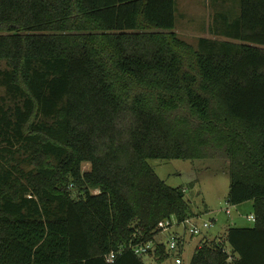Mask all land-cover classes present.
Masks as SVG:
<instances>
[{"label": "trees", "instance_id": "16d2710c", "mask_svg": "<svg viewBox=\"0 0 264 264\" xmlns=\"http://www.w3.org/2000/svg\"><path fill=\"white\" fill-rule=\"evenodd\" d=\"M211 1L192 46L177 0H0V264H146L194 217L148 160L222 157L255 221L189 264H264V0Z\"/></svg>", "mask_w": 264, "mask_h": 264}, {"label": "rangeland", "instance_id": "374dc122", "mask_svg": "<svg viewBox=\"0 0 264 264\" xmlns=\"http://www.w3.org/2000/svg\"><path fill=\"white\" fill-rule=\"evenodd\" d=\"M214 5V4H213ZM215 12L211 0H177V28L179 36L192 46H196L200 37H212L208 32ZM4 94L0 87V96ZM157 175L169 186L185 189V199L198 224L208 221L212 225L204 236L187 238L185 251L182 255L183 264H189L196 246L207 239L219 238L228 227H251L249 217L253 213L251 203L232 206L227 202L230 188L228 160L224 157L185 160H148ZM85 165V169H89ZM229 208L230 214L225 211ZM176 231L170 230V234ZM179 233L183 228L177 229ZM170 234H162L165 244ZM146 264H159L149 255L144 256ZM171 260V259H170ZM167 260L162 264H172Z\"/></svg>", "mask_w": 264, "mask_h": 264}, {"label": "built area", "instance_id": "2783aa9c", "mask_svg": "<svg viewBox=\"0 0 264 264\" xmlns=\"http://www.w3.org/2000/svg\"><path fill=\"white\" fill-rule=\"evenodd\" d=\"M227 214L231 213L229 208L225 211ZM249 219L254 222L255 217L251 215ZM211 223L208 221L203 222V224H198L196 222L195 217L187 218L182 222H178L175 219L173 220H165L159 223L158 229L159 233L155 236L154 240H151L145 244L138 245H129L134 254L137 256H146L151 252H155L158 244L164 243V240L161 239L162 234H170L171 229H175L176 231L170 234V238L166 244V251L170 255V257L174 260L175 264H183V250L185 247L186 237H200L203 236L208 229L211 227ZM183 228V232L179 233L177 229ZM126 247H123L125 249ZM116 252H112L106 256L107 262H113L116 258Z\"/></svg>", "mask_w": 264, "mask_h": 264}, {"label": "crops", "instance_id": "0c3cea01", "mask_svg": "<svg viewBox=\"0 0 264 264\" xmlns=\"http://www.w3.org/2000/svg\"><path fill=\"white\" fill-rule=\"evenodd\" d=\"M203 236H204L205 239L207 238L205 235H203ZM187 238H188V236L186 237L185 245H186V243H187ZM189 238H193V237H189ZM200 245H201V243H200V241H199L198 245L196 246V249L199 248ZM184 251H185V247H184L183 253H184ZM194 252H195V251H194ZM191 257H192V256H191ZM170 259H171V260H170ZM170 259H169V260L172 261V264H175L174 260H173L172 258H170ZM190 259H191V258H190Z\"/></svg>", "mask_w": 264, "mask_h": 264}]
</instances>
